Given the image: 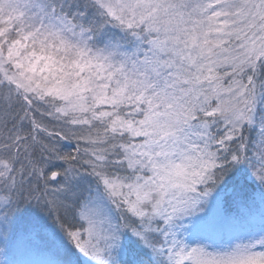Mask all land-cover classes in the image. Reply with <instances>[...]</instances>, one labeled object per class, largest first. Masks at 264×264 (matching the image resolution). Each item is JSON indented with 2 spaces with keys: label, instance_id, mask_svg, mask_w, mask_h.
Segmentation results:
<instances>
[{
  "label": "snow or ice",
  "instance_id": "6c2138e0",
  "mask_svg": "<svg viewBox=\"0 0 264 264\" xmlns=\"http://www.w3.org/2000/svg\"><path fill=\"white\" fill-rule=\"evenodd\" d=\"M0 264H264V0H0Z\"/></svg>",
  "mask_w": 264,
  "mask_h": 264
}]
</instances>
